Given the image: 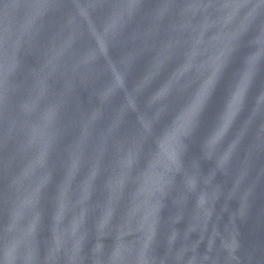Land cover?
Listing matches in <instances>:
<instances>
[{
	"label": "water",
	"instance_id": "obj_1",
	"mask_svg": "<svg viewBox=\"0 0 264 264\" xmlns=\"http://www.w3.org/2000/svg\"><path fill=\"white\" fill-rule=\"evenodd\" d=\"M0 264H264V0H0Z\"/></svg>",
	"mask_w": 264,
	"mask_h": 264
}]
</instances>
